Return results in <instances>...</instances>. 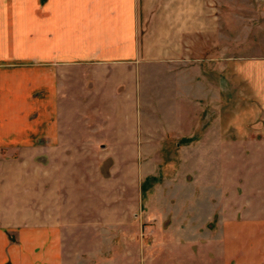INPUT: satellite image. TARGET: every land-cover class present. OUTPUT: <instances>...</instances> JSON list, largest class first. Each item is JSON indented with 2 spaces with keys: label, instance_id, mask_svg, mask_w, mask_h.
<instances>
[{
  "label": "crops",
  "instance_id": "1",
  "mask_svg": "<svg viewBox=\"0 0 264 264\" xmlns=\"http://www.w3.org/2000/svg\"><path fill=\"white\" fill-rule=\"evenodd\" d=\"M235 1L0 0V264H70L65 232L95 210L79 201L111 199L89 160L174 150L204 153L205 170L175 185L188 202L162 227L185 244L169 264H190L196 247L207 264L208 231L219 264H264V54L240 50L236 25L224 32ZM143 162L129 181L140 204L164 163L143 174Z\"/></svg>",
  "mask_w": 264,
  "mask_h": 264
},
{
  "label": "rangeland",
  "instance_id": "2",
  "mask_svg": "<svg viewBox=\"0 0 264 264\" xmlns=\"http://www.w3.org/2000/svg\"><path fill=\"white\" fill-rule=\"evenodd\" d=\"M222 14L225 33L230 30L231 26L232 28L234 25L237 26L239 48L241 51L246 52L248 50L251 55H255V53L256 55L257 53L264 54V0H236L232 7L226 3L222 8ZM150 123L152 121L149 119L147 122L148 128H151ZM166 144L168 143L166 142ZM195 149H198L197 146ZM203 154L198 150L186 152L175 150L171 152L146 151L142 153L105 152L101 153L99 157L107 156L110 159L105 160L104 166L100 168L101 170H99V165L102 163L101 158L96 156L94 161L91 162L89 160L93 165L94 177L93 175L92 177L95 180V187L100 192L109 193L111 199H108L109 202L107 199H97L98 194L96 193L93 201H79L81 206L86 207V204L91 205L88 207L90 209L92 207L93 210L95 208V210L93 216H87L86 210L85 214L79 216V231L65 232V251L68 263L169 264V260H171L170 262L173 259L177 261V257H179L178 253L183 252L182 249H184L185 243H173V240L182 241L184 233L167 230V227H162V224L167 222L166 214L168 212L173 213L172 209L174 208L180 211V207L183 206L182 203L188 202L182 199L174 200L173 194L177 192V182H180L185 187L188 185V181L198 178L200 171L205 170L198 166V162ZM227 156H230L229 151L224 153V159L228 158ZM137 159H141L142 162L144 161L143 174L153 170L157 171L155 164L159 161L164 162L160 165V174H149L146 177L148 180H144L148 185L144 189L145 199L141 204L138 199H135L137 191L135 184H129V181H134V166ZM184 160L189 161L190 164H183ZM174 162H178V164ZM223 170L224 173L230 171L228 168H224ZM101 172H103L104 176L110 175V177L104 178ZM184 180H187V182ZM225 180L224 178L223 191L231 187L230 180ZM124 182H127V184H123ZM150 184L151 187L149 186ZM124 186L127 188L126 193L129 198L126 201H121L118 199V195ZM191 190H186L187 196H189ZM195 190L197 191V189ZM229 194L227 192L225 195L229 197ZM226 201L223 198L224 207ZM191 205L200 206L199 210L201 212L205 208L207 209L208 206L205 200H201L200 197L195 198ZM100 211L105 214L100 215ZM81 213H84V210ZM135 213L137 214L135 215ZM122 214H127L128 217L126 243H119L118 239L120 234L118 224L120 217L122 218ZM155 219L156 222L159 221L160 223L156 231L154 230ZM185 234L188 239L190 233ZM215 236V232H207V240L208 242L210 241V243H206L207 264H219L217 257L220 252V243H216L219 240H216ZM192 244L186 243V249ZM196 245L199 244L196 243ZM198 251V247L192 249L190 254L196 255V260L194 259L195 257L191 258L192 262L190 264H198ZM171 252L173 254L170 256ZM183 256L182 259L184 258Z\"/></svg>",
  "mask_w": 264,
  "mask_h": 264
}]
</instances>
